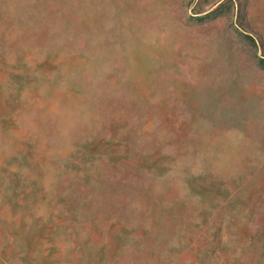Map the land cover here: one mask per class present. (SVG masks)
<instances>
[{"label":"rangeland","instance_id":"1","mask_svg":"<svg viewBox=\"0 0 264 264\" xmlns=\"http://www.w3.org/2000/svg\"><path fill=\"white\" fill-rule=\"evenodd\" d=\"M0 264H264V0H0Z\"/></svg>","mask_w":264,"mask_h":264}]
</instances>
